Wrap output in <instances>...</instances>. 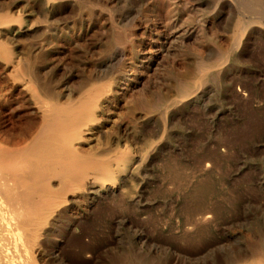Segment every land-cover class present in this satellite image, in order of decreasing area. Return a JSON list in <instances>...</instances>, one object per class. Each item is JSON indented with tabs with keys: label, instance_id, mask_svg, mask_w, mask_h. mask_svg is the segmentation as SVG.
Here are the masks:
<instances>
[{
	"label": "bare ground",
	"instance_id": "6f19581e",
	"mask_svg": "<svg viewBox=\"0 0 264 264\" xmlns=\"http://www.w3.org/2000/svg\"><path fill=\"white\" fill-rule=\"evenodd\" d=\"M65 48L77 62L58 77ZM243 118L255 126L228 127ZM259 123L264 0L1 1L0 264H42L62 216L97 198L136 202L131 188L166 139L198 134L225 150L264 135ZM162 167L189 198L203 192ZM225 264H264V246Z\"/></svg>",
	"mask_w": 264,
	"mask_h": 264
},
{
	"label": "rangeland",
	"instance_id": "374dc122",
	"mask_svg": "<svg viewBox=\"0 0 264 264\" xmlns=\"http://www.w3.org/2000/svg\"><path fill=\"white\" fill-rule=\"evenodd\" d=\"M57 45L64 46L61 41ZM62 51L57 57L64 67L58 77L77 62L72 49ZM236 126L255 125L246 118L228 123ZM258 126L264 128L263 123ZM164 142L142 172L143 185L131 188L137 201L124 204L103 196L79 214L63 215L44 264H120L123 253L133 264H225L264 246V135L229 138L225 150L218 139L198 134ZM203 160L211 166L202 167ZM165 164L191 174L203 192L189 198L186 188L164 179ZM200 211L210 217L198 226L185 223ZM79 239L91 246L83 250Z\"/></svg>",
	"mask_w": 264,
	"mask_h": 264
}]
</instances>
